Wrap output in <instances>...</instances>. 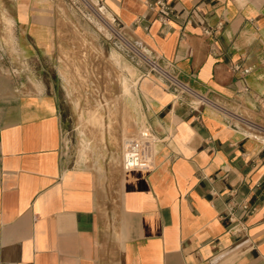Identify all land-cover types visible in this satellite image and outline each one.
<instances>
[{"label":"crops","instance_id":"1","mask_svg":"<svg viewBox=\"0 0 264 264\" xmlns=\"http://www.w3.org/2000/svg\"><path fill=\"white\" fill-rule=\"evenodd\" d=\"M97 2L202 102L142 77L135 119L164 142L151 168L99 173L64 161L53 91L2 101L0 264H264V0ZM7 4L44 51L55 4Z\"/></svg>","mask_w":264,"mask_h":264},{"label":"rangeland","instance_id":"2","mask_svg":"<svg viewBox=\"0 0 264 264\" xmlns=\"http://www.w3.org/2000/svg\"><path fill=\"white\" fill-rule=\"evenodd\" d=\"M39 1L57 8L56 36L35 44L44 51L17 41L20 32L4 10L9 0H0V103L20 92L53 91L66 119L64 161L99 173L120 166L128 143L146 131L135 118L139 81L149 65L140 62L129 45L136 41L97 0Z\"/></svg>","mask_w":264,"mask_h":264},{"label":"built area","instance_id":"3","mask_svg":"<svg viewBox=\"0 0 264 264\" xmlns=\"http://www.w3.org/2000/svg\"><path fill=\"white\" fill-rule=\"evenodd\" d=\"M154 5L160 8V21L165 23L167 18L164 12L168 11L166 2L157 1ZM129 45L140 58V62L145 61L149 65L147 76H157L167 89L176 92L179 96L188 94L194 98H198L199 101L202 102L200 96L172 72L171 64L163 62L157 54L140 42L136 41L134 45L131 43H129ZM137 46H139L142 51H140ZM249 71L250 70L247 69L244 73H249ZM253 128L258 132H264V127L259 125L254 124ZM163 142L164 139L160 138L158 135L148 130L142 131L138 138L128 143L127 154L124 157V167L128 169L151 168L156 149L158 145ZM243 208L245 211L250 212L248 207L244 206Z\"/></svg>","mask_w":264,"mask_h":264},{"label":"bare ground","instance_id":"4","mask_svg":"<svg viewBox=\"0 0 264 264\" xmlns=\"http://www.w3.org/2000/svg\"><path fill=\"white\" fill-rule=\"evenodd\" d=\"M118 59V58H117ZM121 61V60H120ZM121 63H123L121 61ZM124 64V63H123ZM132 71V70H131ZM125 78H123L122 80V84H123V88H124V91H126L125 93L127 94V91L130 92V89H129V85H128V81L124 80ZM128 95H130V93H128Z\"/></svg>","mask_w":264,"mask_h":264}]
</instances>
